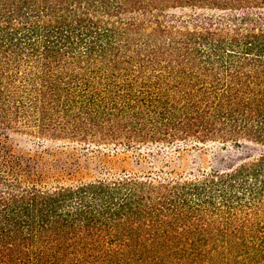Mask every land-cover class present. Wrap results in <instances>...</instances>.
I'll return each instance as SVG.
<instances>
[{
  "label": "trees",
  "instance_id": "trees-1",
  "mask_svg": "<svg viewBox=\"0 0 264 264\" xmlns=\"http://www.w3.org/2000/svg\"><path fill=\"white\" fill-rule=\"evenodd\" d=\"M15 132L257 150L52 185ZM0 264H264V0H0Z\"/></svg>",
  "mask_w": 264,
  "mask_h": 264
},
{
  "label": "rangeland",
  "instance_id": "rangeland-1",
  "mask_svg": "<svg viewBox=\"0 0 264 264\" xmlns=\"http://www.w3.org/2000/svg\"><path fill=\"white\" fill-rule=\"evenodd\" d=\"M8 144L23 156L35 157L42 164V171L55 179L51 184L63 185L89 182L123 173L172 171L189 175L218 168L230 155L252 152L253 146H243L241 152L230 145L182 146L180 148L156 147L141 151L113 149H83L78 146L46 145L21 132L12 133ZM56 171L59 173L57 174Z\"/></svg>",
  "mask_w": 264,
  "mask_h": 264
}]
</instances>
